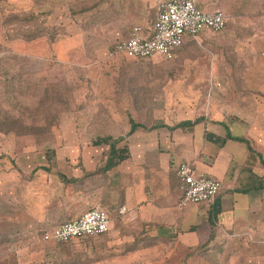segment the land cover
I'll return each instance as SVG.
<instances>
[{
    "label": "rangeland",
    "instance_id": "rangeland-1",
    "mask_svg": "<svg viewBox=\"0 0 264 264\" xmlns=\"http://www.w3.org/2000/svg\"><path fill=\"white\" fill-rule=\"evenodd\" d=\"M107 1L0 0V264H264V206L262 222L248 231L198 246L113 233L45 243L46 229L29 233L4 227L5 220L27 219L23 187L36 181L38 168L60 171L59 162L72 167L79 152L109 153V146L95 145L103 138H120V146H127L129 119L151 129L209 118L213 108L241 110L253 119L241 115L240 133L264 156V95H219L209 83L211 73L225 87L241 81L244 72L264 70V62L237 61L246 50L239 45L241 38L223 44L239 34L230 29L234 21L222 33L199 38L181 60L113 59L108 54L117 28L107 29L112 17ZM28 14L40 17L28 34L43 35L31 42L23 40V23L7 19ZM11 36L23 39L11 41ZM224 152L243 164L248 151L230 142Z\"/></svg>",
    "mask_w": 264,
    "mask_h": 264
},
{
    "label": "crops",
    "instance_id": "crops-1",
    "mask_svg": "<svg viewBox=\"0 0 264 264\" xmlns=\"http://www.w3.org/2000/svg\"><path fill=\"white\" fill-rule=\"evenodd\" d=\"M165 1L108 0L106 12L112 17L108 19L107 29L111 26L117 28L110 38L118 43L127 39L137 26L142 27L146 34H151L161 4ZM197 3L204 12L221 11L229 21H234L230 29L234 34H239L233 39L225 38L223 44L235 43L237 38H241L239 45L246 50L237 57L238 62H264V0H197ZM238 19L241 21L237 22ZM244 32L249 34V38ZM210 34L204 32L199 38ZM199 38L187 37L172 61L187 56ZM184 49L188 51L184 53ZM241 75V81H238L240 78L232 82L227 79L229 84L223 87L221 83L214 82V74L211 73V91L216 88L219 95H264V70H255V74L247 71ZM226 78L235 80L237 77ZM242 112L213 108L209 118L186 119L151 129L139 128L127 136L129 158L107 171L104 169L110 154L103 151L79 152L75 158L78 162L74 166L71 167L73 164L66 161L59 162L60 171L43 165V169L36 173V181L23 187L26 209L22 213L27 219L5 220L8 225L4 227L9 231L13 228L29 233L38 229L47 231L74 221L96 207H102L109 211L111 217L108 233H113L116 238H129L131 234L134 239H144L146 236L174 238L184 240L189 246H198L215 238L219 240L228 235L244 233L254 222H262L263 219L259 212L264 206V189L261 187L264 185V165L261 158L248 148L245 162L239 164L236 156H227L224 149L230 142H241L228 139L221 145L212 139L223 140L228 135L245 138L240 133L243 129L240 120L244 119L241 115L253 118ZM128 122L131 126V119ZM183 122H191V125L182 126ZM135 123L145 127L143 123ZM251 145L257 153H261L254 148V144ZM242 149L238 151L243 154L245 150ZM183 163L192 165L198 175L211 177L222 184L218 196L222 211L213 225L210 213L214 202L183 209L179 206L182 191L177 171ZM60 173L65 175L66 181L60 179ZM122 208L127 209L124 215H120ZM2 228L0 226V230Z\"/></svg>",
    "mask_w": 264,
    "mask_h": 264
},
{
    "label": "built area",
    "instance_id": "built-area-1",
    "mask_svg": "<svg viewBox=\"0 0 264 264\" xmlns=\"http://www.w3.org/2000/svg\"><path fill=\"white\" fill-rule=\"evenodd\" d=\"M227 24L228 17L223 12H204L199 8L197 0H167L161 4L151 34H146L140 26L134 27L127 39L112 47L108 57L147 60L158 56L162 60L172 61L187 37L198 40L204 32L218 34L225 30ZM177 175L181 180L182 197L179 206L182 209L190 205L212 204L222 191L221 182L198 175L190 164H181ZM126 212V208L120 209V215ZM110 226L109 211L96 207L74 221L44 232L42 238L45 243H70L77 239L105 235Z\"/></svg>",
    "mask_w": 264,
    "mask_h": 264
},
{
    "label": "trees",
    "instance_id": "trees-1",
    "mask_svg": "<svg viewBox=\"0 0 264 264\" xmlns=\"http://www.w3.org/2000/svg\"><path fill=\"white\" fill-rule=\"evenodd\" d=\"M7 19H8V21L21 22L23 24H21L20 27L23 26V27L27 28L26 32H25L26 35H27L26 39H23V37L18 38V37H15V36H11V41L19 40V39L22 40L23 39L25 41L31 42L32 40L39 39V38H41L43 36L41 34H35L33 32H31L30 35L28 34L29 33L28 32L29 27L34 22H37L38 19L40 20V17L38 18V16H36L35 14L15 16L13 18H7ZM22 31H24V30H22ZM3 45L4 44L2 42H0V53L2 51ZM118 57H124V56H117L115 58H118ZM115 58H113V59H115ZM124 58H127V57H124ZM196 123H198V121H196ZM186 124H190L191 125V122H183L181 125L184 126ZM139 128H145V127L140 126L139 124L135 123L133 119H131V128H130V131L128 132L127 136L132 135ZM212 139H213V141H215L216 143H219L221 145H224L228 139H232V140H236V141H239L241 143H244L247 146L248 150L252 154H255L259 158H261V162L264 165V159H263L262 155L260 153H257L252 148L251 142L249 140H247L245 138H240V137L239 138H234L231 135H228L223 140L222 139H214V138H212ZM121 141H122V139H120V138L119 139H113L111 137L110 138L108 137V138L100 139L98 142L95 143V145H97V146H101V145H104V144L109 146V151H110L109 154H110V156H109V159H108V163H107V165H106V167L104 169L105 171L110 170L111 168H114L115 166L119 165L121 162H123V161H125L126 159L129 158V150H128L127 146H123V147L120 146ZM40 169H43V168H38L35 171V173L38 172ZM59 177H60V179L62 181H66L67 180L65 175H63L61 173L59 174ZM261 187H262V189H264V185L261 186ZM243 192H247V191H243ZM221 211H222V209H221L220 203L218 201V197H217V199L215 200L214 204L211 207L210 221H211L212 225L214 224L215 220H217V217L221 213ZM64 244H67V243H64Z\"/></svg>",
    "mask_w": 264,
    "mask_h": 264
}]
</instances>
